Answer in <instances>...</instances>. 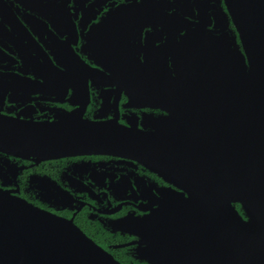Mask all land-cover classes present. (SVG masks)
I'll return each mask as SVG.
<instances>
[{
    "label": "flooded vegetation",
    "instance_id": "1",
    "mask_svg": "<svg viewBox=\"0 0 264 264\" xmlns=\"http://www.w3.org/2000/svg\"><path fill=\"white\" fill-rule=\"evenodd\" d=\"M124 2L0 0V115L42 121L54 120L60 110L80 109L89 120L136 123L170 141L182 137V107L195 106L205 122L197 124L201 133L212 132L216 140L236 131L238 138L248 135L250 103L236 109L241 105H235L229 86L212 104L203 89L207 96L198 104L183 93L190 89L182 88V73L177 75L170 60H182V6L162 9L170 19L163 20L148 6ZM207 4L222 24L224 2ZM229 20L224 31L234 55V35L241 40L231 14ZM215 21L204 30L206 40L219 36ZM78 57L90 66L70 63ZM177 177L182 183V175ZM0 190L72 220L122 264H182V233L209 231L182 230V223L166 219L170 199L182 197V190L129 157L83 153L36 161L0 151Z\"/></svg>",
    "mask_w": 264,
    "mask_h": 264
},
{
    "label": "water",
    "instance_id": "2",
    "mask_svg": "<svg viewBox=\"0 0 264 264\" xmlns=\"http://www.w3.org/2000/svg\"><path fill=\"white\" fill-rule=\"evenodd\" d=\"M219 1L226 7L218 13L222 24L208 13L207 0H194L197 12L190 0H125L122 6H148L163 20L169 18L162 9L182 6V60H170L177 75L182 73V88L190 89L183 93L198 104L195 100L206 95L203 89L212 104L229 86L235 105L250 103L245 108L251 113L248 135L238 138L236 131L216 140L212 132L201 133L197 124L205 122L195 106L182 107V137L170 141L136 123L92 121L80 109L60 110L54 120L0 115V151L36 161L83 153L135 159L182 190V197L170 199L166 219L182 223V230H209L182 233L187 240L182 242V264H264V0ZM230 14L241 40L234 35V55L228 52L232 43L224 31ZM213 17L219 36L206 40L204 30ZM77 61L88 65L80 57L70 63ZM165 65L171 69L168 61ZM154 67L160 68L159 62ZM213 109L206 110L211 124ZM181 175L182 183L176 178ZM0 264L122 263L72 220L0 190Z\"/></svg>",
    "mask_w": 264,
    "mask_h": 264
}]
</instances>
